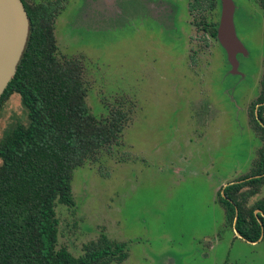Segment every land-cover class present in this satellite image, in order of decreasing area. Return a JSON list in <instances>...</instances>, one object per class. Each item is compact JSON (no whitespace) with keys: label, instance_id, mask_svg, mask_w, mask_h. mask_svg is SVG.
Masks as SVG:
<instances>
[{"label":"rangeland","instance_id":"374dc122","mask_svg":"<svg viewBox=\"0 0 264 264\" xmlns=\"http://www.w3.org/2000/svg\"><path fill=\"white\" fill-rule=\"evenodd\" d=\"M64 1L58 54L84 58L91 112L106 116L124 100L133 113L121 145L75 170V205L56 207L59 247L78 257L106 235L126 244L121 264H264V238L239 237L220 203L264 147L252 116L264 73L260 2L233 0L246 53L235 50L232 63L209 32L220 24L219 0L211 10L204 1L205 11L167 0L170 19L165 2L149 14L135 6L141 0ZM27 123L16 94L3 107L0 140ZM263 198L264 186L250 204Z\"/></svg>","mask_w":264,"mask_h":264},{"label":"trees","instance_id":"16d2710c","mask_svg":"<svg viewBox=\"0 0 264 264\" xmlns=\"http://www.w3.org/2000/svg\"><path fill=\"white\" fill-rule=\"evenodd\" d=\"M258 1L264 9V0ZM22 2L30 34L17 73L0 100V116L7 101L18 94L28 123L0 140V264H121L128 258L126 244L106 235L86 244L78 257L59 247L56 207L75 205V170L121 145L133 108L119 100L106 116L96 117L87 102L84 58L58 54L56 22L65 1ZM217 29L218 24L209 29L214 38ZM261 103L264 73L252 108L255 130L264 141V126L255 110ZM258 116L264 123V105ZM263 186L264 147L251 174L227 186L220 196L228 224L251 243L264 234V198L250 204Z\"/></svg>","mask_w":264,"mask_h":264},{"label":"water","instance_id":"95a60500","mask_svg":"<svg viewBox=\"0 0 264 264\" xmlns=\"http://www.w3.org/2000/svg\"><path fill=\"white\" fill-rule=\"evenodd\" d=\"M221 2L222 14L217 37L232 61L235 50L245 53L246 51L237 40L234 30L235 4L233 0H221ZM29 34V16L22 0H0V100L10 81L17 73L18 65L27 46ZM234 69H237L236 62H234ZM263 105L264 103L257 107L256 116L258 120H260L258 108ZM260 212V210L256 211L257 214ZM236 233L241 237L237 231Z\"/></svg>","mask_w":264,"mask_h":264},{"label":"flooded vegetation","instance_id":"af4514ba","mask_svg":"<svg viewBox=\"0 0 264 264\" xmlns=\"http://www.w3.org/2000/svg\"><path fill=\"white\" fill-rule=\"evenodd\" d=\"M204 1H206V0H203V1H201V3H198V0H190V2H189V9L192 11V10H195V9H197V10H199V8H201V10L202 9H204V11L205 10H207V9H213L214 8V5H217V2H210L209 0H207V2H209V5H208V7H207V9L205 8V7H203V2ZM165 2V4L166 3H168V6H167V4H166V9L164 10V11H168V12H170L171 14H169L168 16H169V19H170V17L172 16V14L174 13V9H173V5L169 2V1H167V0H157V1H152V0H141V5L139 6V4H137V5H135L136 7H138V8H145V10H148V12H149V14H150V11L151 10H156V14L158 13V10L159 9H161L163 6H162V4H160V3H164ZM219 3H220V5L222 6V2H221V0H219ZM155 4H159V5H157L156 7H155ZM152 5V6H151ZM151 8H153V9H151ZM164 9V8H163ZM160 12V11H159ZM151 17V16H150ZM152 18V17H151ZM219 45L221 46V44L219 43ZM227 54V53H226ZM228 56V55H227ZM193 62H195V59L193 58ZM231 68H232V65H231ZM237 70V69H236ZM261 104H263V103H261ZM258 105H260V104H258ZM261 107V106H260ZM259 121V123H260V125L261 126H264V123L261 121V120H258ZM236 183V182H235ZM233 184V183H232ZM230 185V184H229ZM229 185H227V186H229ZM227 186H224L223 187V189H222V195H224L223 194V192H224V189L227 187ZM236 231V230H235ZM240 237V236H239ZM241 238H243L242 236H241ZM264 238V234L262 235V238L260 239V240H262ZM245 240V239H244ZM259 240V241H260ZM251 243V242H250Z\"/></svg>","mask_w":264,"mask_h":264}]
</instances>
